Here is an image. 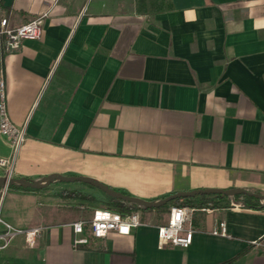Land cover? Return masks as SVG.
Returning a JSON list of instances; mask_svg holds the SVG:
<instances>
[{"label": "crops", "instance_id": "crops-1", "mask_svg": "<svg viewBox=\"0 0 264 264\" xmlns=\"http://www.w3.org/2000/svg\"><path fill=\"white\" fill-rule=\"evenodd\" d=\"M46 11L39 40L12 53L0 41L9 117L26 130L14 178L84 177L148 202L264 195V0H0L12 28ZM101 195L77 182L11 185L2 219L42 232L33 248L15 238L0 264H264V206L228 197L193 213L187 249L158 245L169 211L163 224L138 211L130 235L74 245L70 225ZM220 223L226 237L211 234Z\"/></svg>", "mask_w": 264, "mask_h": 264}, {"label": "built area", "instance_id": "built-area-1", "mask_svg": "<svg viewBox=\"0 0 264 264\" xmlns=\"http://www.w3.org/2000/svg\"><path fill=\"white\" fill-rule=\"evenodd\" d=\"M49 11L43 12L34 19L16 27L9 26L8 21L0 20V41L5 53L17 51L24 41L39 40L43 34L44 21ZM0 136L4 138L9 148V155L0 158V178L5 182L0 186V256L9 244L17 237L24 238L29 248L36 245L42 228L34 227L29 230L18 229L4 221L1 217V204L11 184L9 179L14 178L17 156L26 139L25 126L15 125L9 117L4 83L0 80ZM230 207L243 208L244 203L230 198ZM264 206V205H263ZM81 209H84L82 207ZM197 209L188 206L170 208L167 223L157 229V240L160 247L171 246L187 249L193 239L192 215ZM200 211L209 213V207L200 208ZM139 212H118L110 209H93L89 219H80L70 226L75 234L74 245H87L90 239L103 240L110 233L128 236L133 229L142 226ZM211 234L226 237L225 225L220 223ZM255 245L256 243L253 242Z\"/></svg>", "mask_w": 264, "mask_h": 264}, {"label": "water", "instance_id": "water-1", "mask_svg": "<svg viewBox=\"0 0 264 264\" xmlns=\"http://www.w3.org/2000/svg\"><path fill=\"white\" fill-rule=\"evenodd\" d=\"M5 178H0V186L5 182ZM58 181L63 183H84V184H90L100 190L103 194H105L107 197L119 201L124 204L129 205H135L140 208H146V209H158L166 206L172 201L179 200V199H191L197 196H226L230 198H234V196L237 195H244L248 196L254 200L259 201L262 205H264V195L254 194L250 193L244 190L239 189H231V190H195L190 192H179L172 194L166 198H163L161 200L155 201V202H148L144 200H140L138 198H133L126 196L124 194H121L119 192H116L112 190L111 188L104 186L103 184L84 177H65V176H59V175H51L48 176L42 180L39 181H33L28 180L25 178H12L8 180V183L11 185H18L27 189L31 190H41L51 183Z\"/></svg>", "mask_w": 264, "mask_h": 264}, {"label": "trees", "instance_id": "trees-1", "mask_svg": "<svg viewBox=\"0 0 264 264\" xmlns=\"http://www.w3.org/2000/svg\"><path fill=\"white\" fill-rule=\"evenodd\" d=\"M196 199H198V201H196ZM196 199L175 200V201L170 202L166 206H164L162 208H158V209L140 208V207H137L135 205L124 204V203H121L119 201H117V203H118L119 207H121V208L125 207L124 210H126L128 212L141 211L143 213L150 212V211H160V210H165V209H167V211H169L170 208L175 207V206H188V207H192L195 209L210 207V208L214 209V208L218 207L219 202L226 199V196H221V195L212 196L211 198H209L210 200H208L207 202H203V200H202V199H205V197H200V198H196ZM234 199L237 201H242L244 203V206L248 207L250 209H257V210L263 209V205L259 201L254 200L248 196L237 195V196H234ZM118 212H123V211L118 210ZM233 261H234V259L227 261V262H224L223 264H231Z\"/></svg>", "mask_w": 264, "mask_h": 264}, {"label": "rangeland", "instance_id": "rangeland-1", "mask_svg": "<svg viewBox=\"0 0 264 264\" xmlns=\"http://www.w3.org/2000/svg\"><path fill=\"white\" fill-rule=\"evenodd\" d=\"M196 200H198V199H196ZM202 200H203V202H207V200H210V199L205 198ZM88 204L93 208L95 207V208H100V209H110L113 211H118V210L121 211L122 210L123 212H128V211L124 210L125 207H123V208L119 207L116 200H113V199L107 197L106 195H101L97 199L89 198ZM90 212H92V211H90ZM149 217H150V220L154 219L155 221L159 222L160 224H163L164 222H166L165 219L167 217V209L157 211L154 214L147 216L146 219H149Z\"/></svg>", "mask_w": 264, "mask_h": 264}]
</instances>
